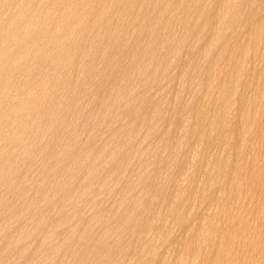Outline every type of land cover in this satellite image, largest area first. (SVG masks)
Instances as JSON below:
<instances>
[{
  "label": "rangeland",
  "instance_id": "rangeland-1",
  "mask_svg": "<svg viewBox=\"0 0 264 264\" xmlns=\"http://www.w3.org/2000/svg\"><path fill=\"white\" fill-rule=\"evenodd\" d=\"M0 264H264V0H0Z\"/></svg>",
  "mask_w": 264,
  "mask_h": 264
},
{
  "label": "bare ground",
  "instance_id": "bare-ground-1",
  "mask_svg": "<svg viewBox=\"0 0 264 264\" xmlns=\"http://www.w3.org/2000/svg\"><path fill=\"white\" fill-rule=\"evenodd\" d=\"M19 2H20V1H19ZM28 5H29V4H28ZM19 7H20V6H19ZM5 15H6V14H5ZM37 18H38V17H37ZM30 21H31V20H30ZM27 24H29V22H28ZM60 26H61V25H60ZM20 27H23V26H20ZM29 27H30V26H29ZM26 28H27V26H26ZM26 28H25V29H26ZM56 28H58V27H56ZM20 29H21V28H20ZM41 29H42V28H41ZM31 30H32V29H31ZM31 30H30V31H31ZM27 31H28V30H27ZM27 31H26V32H27ZM32 31H33V30H32ZM31 33H33V32H31ZM217 37H218V36H217ZM124 43H125V42H124ZM98 59H99V58H98ZM58 102H59V101H58ZM54 103H55V102H54ZM24 104H25V103H24ZM53 107H54V106H53ZM46 114H47V113H46ZM98 125H99V124H98ZM52 183H53V182H52Z\"/></svg>",
  "mask_w": 264,
  "mask_h": 264
}]
</instances>
